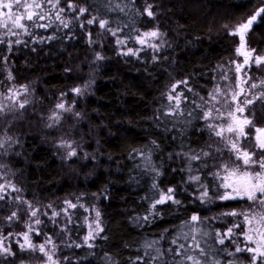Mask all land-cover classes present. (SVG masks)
I'll return each mask as SVG.
<instances>
[{"label":"trees","instance_id":"1","mask_svg":"<svg viewBox=\"0 0 264 264\" xmlns=\"http://www.w3.org/2000/svg\"><path fill=\"white\" fill-rule=\"evenodd\" d=\"M149 4L154 17L145 13ZM260 7L262 0H60L35 9L46 14L37 22L47 27L24 20L28 31L13 28L17 35L0 27V99L9 109L0 115V140L11 137L0 148V241L14 253H0V264L46 263L38 250H21L25 232L59 264H192L188 255L204 264H250V253L229 255L236 247L230 239L219 243L217 233L235 223L244 228L241 216L221 213L245 211L249 204L216 199L222 189L213 173L234 156L209 147L204 113L216 104L218 85L225 99L238 91L240 39L232 33ZM257 18L245 50L264 57V13ZM153 30L161 35L144 37ZM245 74L246 90L257 83L252 93L264 91V62ZM169 95L179 96L178 108ZM251 109L254 123L264 127V105L256 101ZM54 114L58 121L50 119ZM62 141L77 155L68 158ZM170 188L180 203L153 208ZM205 188L210 199L201 200ZM90 232L94 238L86 243ZM243 239L232 237L241 247Z\"/></svg>","mask_w":264,"mask_h":264},{"label":"snow or ice","instance_id":"2","mask_svg":"<svg viewBox=\"0 0 264 264\" xmlns=\"http://www.w3.org/2000/svg\"><path fill=\"white\" fill-rule=\"evenodd\" d=\"M47 2L49 4L58 5L60 0H0V27L6 29L5 35H17L16 32L13 31V28L22 29L24 32L28 31V26L22 21H32L33 27H47V25L40 24L37 21L43 20L46 17V14H41L35 9H42L44 7V3ZM15 7L16 11H13ZM70 8L74 7V5H69ZM152 5H147L145 8V13L149 17H154V13L151 10ZM64 9H60L63 11ZM79 11L84 13L87 11L85 8H80ZM264 13V7H260L256 10V12L251 15L246 22H241L239 25L235 27V31L232 33L233 35H238L240 39V47L237 48V53L244 56L243 63L247 65L249 63V57L251 56V52L242 51L245 46V33L249 30L250 26L256 21L257 17L261 16ZM57 19H59V15L57 14ZM95 22V18L90 19L87 23L92 24ZM11 23V27L9 26ZM61 23H64L61 20ZM107 24V21L101 20L99 21V26L104 28ZM67 27V24H65ZM30 34V33H29ZM115 35V33H113ZM144 37H152L157 38L161 35L158 30H153L149 32H145ZM122 42V41H121ZM139 42L141 44L145 43L144 39H140ZM0 43H4L2 39H0ZM11 42H9L10 44ZM16 43H20L19 40ZM150 47H157L152 44ZM132 50L129 49V52ZM254 51V50H253ZM102 58V57H98ZM264 62V57L257 56L255 57L254 63L259 65ZM235 63V61H233ZM242 70V66L240 64H236L235 71L236 73H240ZM246 76V74H245ZM225 79L228 77L225 76ZM250 79V77H248ZM238 80H242L243 83H247V79L243 76L238 77ZM186 83V82H181ZM261 85H264V81L260 82ZM176 86H173V90H175ZM239 87V84L237 85ZM260 87L257 83H252L249 85L247 90L240 88L239 91L233 90L231 92V98L225 99L224 105L225 107H229V110L224 113L221 112L220 109H215L217 116L215 119L224 120L223 124H213L209 123L208 127L213 131V134L216 137H220L225 140V145L230 153L234 156V159L231 163L223 162L219 166V171L213 173L214 177L219 180L217 185L218 188L224 189L223 192L216 194V199L221 201H229V200H246L249 202L250 207L245 211H236L232 210L229 212L221 213L222 216H241L243 218L244 228H241L240 223L233 224L232 227L227 229V232L221 235L217 233L219 237V243H225V237L230 239L233 244H236L235 251L229 253V255H235L236 253L247 252L252 254L250 257V264H264V127H259L254 123L255 120V110L251 109V106L256 103V101H260L261 105H264V91L259 93H252V90ZM27 85L23 86L25 92H27ZM73 91L77 94H82V90L80 88H75ZM218 92L219 89H216ZM247 93V95L245 94ZM244 95L245 98L241 101L239 97ZM251 95V99L248 96ZM6 99L12 100L13 106H16L17 101L12 99V96H7ZM175 99L176 107H179L180 99L179 96L173 97L169 95V100ZM213 100H216V96H212ZM28 101L25 99L23 101L18 102V108L23 109ZM58 109H63L65 111H71V108H65L64 103H58L56 105ZM8 106L0 103V115L7 114ZM248 111L249 114L245 115V112ZM213 109H209L204 113V119L208 120L212 118ZM238 113L240 115H238ZM77 115H79L77 113ZM50 119L59 120L60 117L58 114H54ZM52 125H49L51 127ZM246 128H252V140L253 143L251 145V150L248 147H241V138L247 139L249 133L245 131ZM225 133L230 134L228 137H225ZM7 140H11V137H8ZM7 140H0V148L4 147V144ZM62 147H66L70 149L68 152V158H71L77 155L76 150L72 147V143L68 141H62ZM211 147V146H209ZM216 152H222V148L214 149ZM257 151L261 153V155L257 156ZM212 153L210 151H203V155L205 157L210 156ZM199 156H192V160L199 159ZM2 179V177H0ZM193 180L199 181L200 177L195 176L192 178ZM12 187L13 191H20V189L16 188L14 185H9ZM4 185L0 184V191L4 189ZM173 189H168L167 192L161 193L159 199L156 200L155 204H153V208L156 207L157 204H164L168 201L179 204L180 201L176 200L172 195ZM3 196H0V199H3ZM201 200L209 198V192L207 188L201 193ZM69 206L75 208V204H71L68 202ZM258 209V210H254ZM17 214L15 212L8 219H12ZM32 216L36 215V212L33 211L31 213ZM97 217V225L99 224V211L96 212ZM190 220L192 222H200V217L197 215L191 216ZM37 224L40 223L39 220L36 221ZM241 228L240 233H236L234 229ZM31 231V228L29 229ZM98 231H103L102 228H99ZM39 234V233H37ZM24 243L19 244L21 250H32L39 251L43 253L47 257L46 264H59L58 261L53 260V255L49 254L45 250V244L35 245L32 243L28 232L22 234ZM206 235V234H205ZM243 236L244 246L241 247L240 243L236 240H232L233 236ZM93 234L90 232L88 236L85 237V242L89 239H92ZM193 241H195V247L199 249L200 256H206L207 254L204 252L203 248L199 247V242L196 241L195 236L192 237ZM46 243H51L50 239L46 241ZM155 243V242H153ZM172 243H176L175 240ZM91 246V245H89ZM151 244H147L146 247H151ZM185 246L183 244L179 245V248L183 249ZM171 251V249H169ZM0 253H8L14 255L10 251V248L4 247L3 243L0 242ZM181 255V253H177ZM187 260L191 261L192 264H204V262L199 258V256L188 255L186 257ZM214 264H220V261H214ZM228 264H233L232 261H229ZM242 264V262H240Z\"/></svg>","mask_w":264,"mask_h":264},{"label":"rangeland","instance_id":"3","mask_svg":"<svg viewBox=\"0 0 264 264\" xmlns=\"http://www.w3.org/2000/svg\"><path fill=\"white\" fill-rule=\"evenodd\" d=\"M263 2H264V0H262ZM13 9H15V7L13 8ZM246 52H251V56L249 57V63L247 64V65H245L244 63H243V61H244V56L243 55H240L239 54V56H238V59H239V63L238 64H240L241 66H242V70H241V72L239 73V75H241V76H245V73H246V71L247 70H249L253 65H254V60H255V55L253 54V51H250V50H245ZM239 84V87H237L238 88V91L240 90V88H243V89H245L246 90V86H245V84L243 83V81L242 80H240V82L238 83ZM237 84V85H238ZM217 89H219V91L217 92L216 91V95L215 96H218V98H216V104H214V106H212V108L211 109H213V113H212V118L211 119H208V120H205V122H206V129H205V131H206V133L208 134V136L210 137V141H211V148L214 150V149H216V148H222L223 149V151L222 152H227V153H230L229 151H228V149H227V147H226V145H225V140H223V139H221L220 137H216L214 134H213V131L208 127V125H209V123H213V124H217V125H219V124H223L224 123V120H220V119H215V117L217 116V113H216V111H215V109H220V111L221 112H224V113H226L228 110H229V108L231 107V106H229V107H225V105H224V100H225V98L224 97H221L222 95V88H221V84L220 85H218V87H217ZM241 97V96H240ZM240 97H239V99H240ZM15 98H17V96L15 95ZM0 103H3V101H2V99H0ZM209 110V109H208ZM207 110V111H208ZM238 115H240L239 113H238ZM248 128H246L245 129V131L246 132H248ZM230 134H228V133H225V137H228ZM249 137V136H248ZM241 139H243V138H241ZM248 138L247 139H245L244 141H245V143L247 142L248 143ZM241 143V147H242V145H243V147H245V145L247 146V144H242V142H240ZM250 150V149H249ZM214 152L215 153H222V152H216L215 150H214ZM259 155H261V153L259 152V151H257V156H259ZM218 180V179H217ZM219 181V180H218ZM222 189V188H221ZM224 191V189H222V192ZM229 201H232V202H235V201H237V202H247L246 200H229ZM248 204H249V202H247ZM249 207H250V204H249V206H248V209H249ZM254 210H258V209H254ZM89 221H90V218H89ZM93 234V233H92ZM0 242H2L3 243V241H0ZM3 245H4V243H3ZM5 246V245H4ZM46 264V263H45Z\"/></svg>","mask_w":264,"mask_h":264},{"label":"water","instance_id":"4","mask_svg":"<svg viewBox=\"0 0 264 264\" xmlns=\"http://www.w3.org/2000/svg\"><path fill=\"white\" fill-rule=\"evenodd\" d=\"M257 20H258V18L256 19V21L253 22V24L250 26L249 30L244 34L245 35V38H246L247 34L253 30L254 25L257 23ZM245 48H246V44L244 46V49H242V51H244Z\"/></svg>","mask_w":264,"mask_h":264},{"label":"flooded vegetation","instance_id":"5","mask_svg":"<svg viewBox=\"0 0 264 264\" xmlns=\"http://www.w3.org/2000/svg\"><path fill=\"white\" fill-rule=\"evenodd\" d=\"M250 145H252V144L251 143H248V145L246 147H248L250 149V147H251Z\"/></svg>","mask_w":264,"mask_h":264}]
</instances>
